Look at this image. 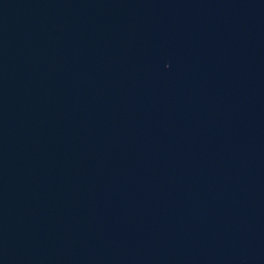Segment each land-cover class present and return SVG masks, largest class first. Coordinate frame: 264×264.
Listing matches in <instances>:
<instances>
[{
  "label": "water",
  "instance_id": "water-1",
  "mask_svg": "<svg viewBox=\"0 0 264 264\" xmlns=\"http://www.w3.org/2000/svg\"><path fill=\"white\" fill-rule=\"evenodd\" d=\"M0 264H264V0H0Z\"/></svg>",
  "mask_w": 264,
  "mask_h": 264
}]
</instances>
